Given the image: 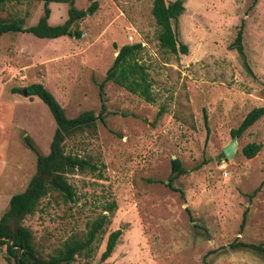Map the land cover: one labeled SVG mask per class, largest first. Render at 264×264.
I'll use <instances>...</instances> for the list:
<instances>
[{
    "label": "rangeland",
    "instance_id": "374dc122",
    "mask_svg": "<svg viewBox=\"0 0 264 264\" xmlns=\"http://www.w3.org/2000/svg\"><path fill=\"white\" fill-rule=\"evenodd\" d=\"M152 1L76 0L85 10L98 3L72 27L82 31L80 37L0 35V216L36 169V153L25 136L46 155L56 129L48 106L23 89L41 82L68 117L86 110L98 114V83L116 55L114 44L142 42L155 101L105 83L108 113L105 123L97 122V136L65 143L67 151L90 157L99 168L69 175L76 202L44 196L24 219L37 249L46 254L105 213L108 222L93 244L91 264H204L205 257L207 264H264V254L229 246L234 240L264 242V115L237 137L231 159L223 152L233 138L230 130L251 108L264 106V0L255 5L253 0H184L177 35L188 46L186 54L160 48ZM49 7V23H63L69 5ZM43 8V0H8L0 5V16H21L30 26ZM242 20L253 76L229 48ZM250 142L261 149L247 158L242 148ZM176 157L187 170L173 182L183 195L166 185ZM111 202L114 209L104 210ZM117 228L122 233L116 246L101 260L108 235ZM5 256L3 246L0 264H9ZM84 260L77 256L74 264Z\"/></svg>",
    "mask_w": 264,
    "mask_h": 264
},
{
    "label": "trees",
    "instance_id": "16d2710c",
    "mask_svg": "<svg viewBox=\"0 0 264 264\" xmlns=\"http://www.w3.org/2000/svg\"><path fill=\"white\" fill-rule=\"evenodd\" d=\"M8 0H0L3 5ZM258 0H253L255 5ZM67 3L68 16L61 24L52 25L48 19L50 17L49 3ZM76 0H43V14L33 25L26 26L25 19L21 16H0V35L9 32L32 33L39 38H58L61 36L80 37L82 31L75 24L84 18L87 11L93 13L98 6L93 2L86 10L75 5ZM184 0H153L151 12L155 23L158 26L157 39L159 46L166 52L173 54L188 52V46L178 39L177 23L180 15L184 12ZM244 21L238 26L233 41L229 48L235 49L241 58L244 68L254 75L248 64L243 45ZM116 55L106 70L105 76L98 83L101 107L98 114L93 110H86L75 117H68L64 109L58 103L54 95L41 83L33 82L26 86L28 95L38 96L50 109L55 121L56 129L52 136L48 154H40L30 139L25 136L27 145L36 153V169L30 177L23 191L13 194L9 199L8 208L0 216V249L5 246L6 260L9 264L14 262L19 264L17 256L22 250L21 264H74L77 256H83L85 260L79 264H91L90 258L93 256V244L97 235L103 230L108 222L105 213H101L87 223L84 230L71 233L66 239L55 245L51 251L42 254L36 247L35 236L32 230L24 224V219L33 214L39 207L44 196H52L56 202L68 204L77 201V193L74 186L69 181V175L76 173H93L99 166L91 162L90 157L82 156L76 152L66 150V140L68 138H81L82 136L96 137L98 120L105 123L107 109L104 98V85L112 82L123 87L132 94L137 95L147 102H154V92L152 80L149 74V65L142 58V42L125 43L120 46L114 44ZM15 88L14 91H16ZM163 111L161 108L158 112ZM264 115V106L251 108L243 117L237 127L230 130L232 136H240ZM205 123L206 114H204ZM207 133L209 131L206 125ZM261 149V144L250 142L242 148L243 154L247 158L254 157ZM171 172L166 185L172 190L183 191L173 185V182L180 175L187 172L182 166L179 158L171 160ZM162 182V181H161ZM256 192L254 190L253 194ZM251 196V195H250ZM115 203L111 202L104 206V210L111 211ZM247 209L243 212L240 230L245 225ZM122 233L121 228L111 231L108 235L105 248L101 253V260L107 259L114 250L117 240ZM11 240V242H10ZM232 248H250L264 254V242H249L234 240L229 243ZM204 264H207L206 257Z\"/></svg>",
    "mask_w": 264,
    "mask_h": 264
},
{
    "label": "water",
    "instance_id": "95a60500",
    "mask_svg": "<svg viewBox=\"0 0 264 264\" xmlns=\"http://www.w3.org/2000/svg\"><path fill=\"white\" fill-rule=\"evenodd\" d=\"M88 13H89V11H87V14ZM23 94L24 95L28 94L26 88L23 89ZM236 149H237V136H233V138L230 140V142H228L223 148V152H224V155L226 156V159H231L234 156ZM10 242H11V240H10ZM21 254H22V250L20 249L18 256H17L19 264H21ZM29 261L30 260H27L25 264H28Z\"/></svg>",
    "mask_w": 264,
    "mask_h": 264
}]
</instances>
